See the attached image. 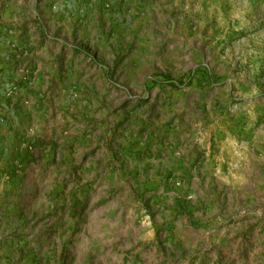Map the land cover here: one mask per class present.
I'll return each mask as SVG.
<instances>
[{
    "label": "rangeland",
    "instance_id": "374dc122",
    "mask_svg": "<svg viewBox=\"0 0 264 264\" xmlns=\"http://www.w3.org/2000/svg\"><path fill=\"white\" fill-rule=\"evenodd\" d=\"M81 3L88 74L48 94L0 264H264V0Z\"/></svg>",
    "mask_w": 264,
    "mask_h": 264
},
{
    "label": "crops",
    "instance_id": "0c3cea01",
    "mask_svg": "<svg viewBox=\"0 0 264 264\" xmlns=\"http://www.w3.org/2000/svg\"><path fill=\"white\" fill-rule=\"evenodd\" d=\"M78 3L0 0V238L8 230L7 189L23 180L27 151L37 141L34 127L51 109L48 94H56L53 104L63 108L72 99L66 94L80 88L78 76L88 74V58L73 50L70 29L90 22L101 25L102 5ZM93 68L103 75L101 65ZM64 112L58 120H66ZM197 142L204 144L201 150L210 145L203 137ZM2 241L3 249L7 245Z\"/></svg>",
    "mask_w": 264,
    "mask_h": 264
}]
</instances>
